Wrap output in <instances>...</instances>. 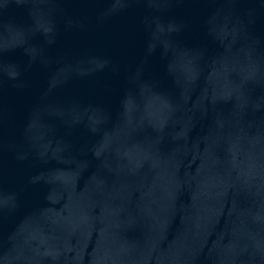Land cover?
I'll return each instance as SVG.
<instances>
[{
    "label": "water",
    "instance_id": "water-1",
    "mask_svg": "<svg viewBox=\"0 0 264 264\" xmlns=\"http://www.w3.org/2000/svg\"><path fill=\"white\" fill-rule=\"evenodd\" d=\"M0 264H264V0H0Z\"/></svg>",
    "mask_w": 264,
    "mask_h": 264
}]
</instances>
